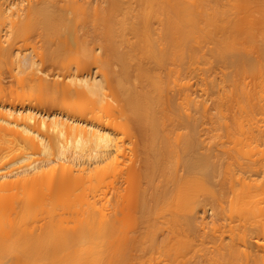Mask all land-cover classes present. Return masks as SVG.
I'll use <instances>...</instances> for the list:
<instances>
[{"label":"bare ground","instance_id":"bare-ground-1","mask_svg":"<svg viewBox=\"0 0 264 264\" xmlns=\"http://www.w3.org/2000/svg\"><path fill=\"white\" fill-rule=\"evenodd\" d=\"M5 1L0 0V62L18 85L36 94L28 107L25 101L19 109L0 103V264H130V250L139 246L131 234L134 218L161 206L180 219L189 241L167 264H264V219L253 220V251L246 233L237 242L217 236L212 249H201L208 233L203 219L221 214L215 192L200 199L198 191L206 181L218 184L220 163L207 142L223 110L209 111L205 83L198 85L199 95L190 90L191 58L198 56L190 41L231 24L217 19L221 0H107L101 7L98 0ZM244 1L260 15L248 26L257 25L263 37L264 0ZM99 8L100 19L85 28L88 15L99 16ZM71 20L82 24L80 35ZM128 33L136 41L124 43ZM229 34L213 50L224 66H234L226 73L230 81L232 74H264V39L255 64L253 57L233 51L237 37ZM69 44L90 56L57 64L58 49ZM110 75L119 122L91 116L110 106L103 91L112 85ZM52 91L62 95V103L34 111L33 99L42 105ZM233 97L239 135L249 144L253 137L264 140V128L257 127L256 134L245 128L253 112L249 90L237 87ZM127 122L136 126L129 139V151L141 161L136 170L125 162L127 146L120 136ZM123 174H134L143 185L132 198L123 190L133 177L123 187ZM245 184L243 204L253 212V192Z\"/></svg>","mask_w":264,"mask_h":264},{"label":"rangeland","instance_id":"rangeland-1","mask_svg":"<svg viewBox=\"0 0 264 264\" xmlns=\"http://www.w3.org/2000/svg\"><path fill=\"white\" fill-rule=\"evenodd\" d=\"M5 2L15 4L26 3L25 0H6ZM232 3L233 1L221 0L219 4L215 6L217 8V10H215L217 12V19L221 20V22L227 21L231 24H227L228 26H224V28L218 26L214 29H209L200 33L196 42L190 41L192 51L199 56L194 55V57L192 56L193 58H191V67L194 69L191 70L194 72L190 73V90H192L191 92L195 91V93L193 92V96H195L194 94L199 95L201 92H198V94L197 91H200L201 88H199L200 86L198 87V85L205 83V85L202 86L206 89L205 97L209 111L212 114L216 113V107H221L223 110L220 123L215 130L210 132V134H213V137L207 142L209 149L213 151L220 163V175L215 178L218 184L214 181H206L204 189H199L198 191L200 199L209 198V191L211 190L215 192L218 196L221 214L218 217L208 214L206 219H203V225L206 226L208 233H206L205 241L201 249H212L213 246H215L217 236H221L225 242L231 240L237 242L239 236L246 233L248 237L247 243L249 246L252 244L249 249L253 251V220L262 222L264 219V140L253 137V144H249L246 139H243L237 132L233 124V118L235 116L239 117L240 113L238 112V108L235 110L233 92L240 86L249 90L251 98H253V112L249 115V121L248 119H244V124L245 128L253 129V134H256L257 127L264 128V74L261 75L257 70L245 75H235L231 73L232 80L230 81L226 73L235 71V69L232 68L234 66H224V64L219 61L213 49L216 45V41L223 38L220 36L230 33L229 35L237 37V40L233 43V51H240L245 56L253 57V61L256 64L259 59V49L263 45L262 40L264 36L261 37V35H258L257 25H255L256 28H254L247 24L248 20L253 21L254 17L260 16L253 5L244 0H241L238 6H233ZM97 4L99 7L106 6L107 0H98ZM100 10V8L97 10V15H99L97 17L88 15L89 22L85 24V28L92 29V20H97V18L100 19ZM234 22L239 23L240 26H233ZM70 24L73 28L78 30L77 34L82 32L79 31L83 27L82 24H78L76 20H71ZM250 31L256 32L254 36L252 35L253 38L250 37ZM97 32H100V29H98ZM99 34L102 35V33ZM136 39L137 37L134 33H128L123 42H132L136 41ZM33 43L34 41H32L31 44ZM249 45H251L252 48L249 47ZM58 50V55L56 56L57 64H73L79 58H87L90 56L88 52L77 51L75 44H69L68 48L65 50ZM202 53H206L210 56V62L206 63L204 61L201 56ZM118 66V64H112V68L115 71L118 70ZM0 71L2 74V80L0 82L1 105L6 106L7 109H12L14 107L19 109L23 104H21V102L25 101L23 106L28 107V99L34 98L32 96H35V91L28 89L26 86L21 87L18 85L12 77L8 76L2 62H0ZM130 71L131 80L134 81L135 72L133 71V66ZM197 74H199L200 77L203 75L205 82H202ZM109 79L112 85H110V89L104 87L103 91L107 94L105 98L110 102V106L105 105L103 108H98L91 116L105 122L110 120L114 122L123 121L121 116H119L117 108L118 103L116 101V81L114 75H110ZM199 79L201 81H199ZM230 90H232V96L226 95ZM42 100L46 107H43V104L41 105L37 103V100L33 99L31 104L34 107V111L39 110L40 112L42 109L43 111H47L51 103L61 104L62 95H60L59 92L52 91L45 95ZM2 111L7 112L8 110L2 109ZM135 132V124L127 122L122 125L120 136L124 137V143L125 146H127L125 150L127 159L125 162L127 165H133L136 170L140 167L141 161L138 153L132 154L129 151V147L131 146L129 139ZM261 149H263V151ZM126 177H133V179L123 192L127 197L129 196L132 198L141 191L143 185L134 174L130 176L128 174H123L120 178L123 187L125 186L124 179ZM242 180L249 184L250 191L253 192V212H249L246 209L247 207L243 204V191L246 184L242 183ZM233 190L236 194L232 192ZM172 196L173 194H170L168 196L169 199H171ZM239 214L241 215L238 216ZM175 218L177 217H175L173 212L166 206L159 207L146 218H140L139 215L134 218L136 220L133 222L132 229H135V231L133 230L131 234L135 236L139 246L136 250H130V264L171 263L175 251L182 252V250L186 248L189 242L186 237V231L183 230L184 227L181 226L180 219ZM212 219L216 220L213 222Z\"/></svg>","mask_w":264,"mask_h":264}]
</instances>
